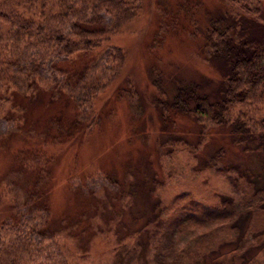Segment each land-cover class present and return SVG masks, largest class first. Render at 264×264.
<instances>
[{
  "label": "trees",
  "instance_id": "trees-1",
  "mask_svg": "<svg viewBox=\"0 0 264 264\" xmlns=\"http://www.w3.org/2000/svg\"><path fill=\"white\" fill-rule=\"evenodd\" d=\"M263 1L219 0L218 9L208 14L203 52L220 77L213 91L207 93L195 81L175 80L171 99L155 100L165 120L180 116L199 126V144L205 137L203 128L214 125L226 130L225 140L234 139L245 151L264 156V118L256 127L248 126L245 113L230 119L238 107L264 103ZM202 2L185 10L193 14L192 6ZM142 4L143 0H0V123L9 126L0 132V152L10 156L0 176V186L7 191L0 193V264H68L60 251L50 254L44 247L61 232L52 227L51 193L57 180L53 167L68 150H81L100 128L103 94L112 91L110 95L122 100L123 91L112 86L128 52L111 40L130 32L141 19ZM158 12L161 24L168 17L161 8ZM98 71H108L110 78L95 75ZM154 86L162 90L160 77ZM262 168L263 173L246 169L231 174L219 167L237 197L223 196L218 206L187 209L174 222L180 233L188 237L190 229L201 232L183 246L168 238V223L156 216L141 229L149 235L146 245L140 244L142 252L153 251V264H264ZM88 179L72 173L65 183L85 200L76 227L91 223L90 210L104 207L116 214L107 204L94 203ZM108 181L121 188L117 178ZM140 184L132 182L133 192ZM5 195L10 203H2ZM117 198L113 197V207ZM26 216L40 220L39 225L29 227L25 236L17 231L14 239L4 237L5 226L17 225ZM9 220L14 224L7 225ZM76 227H71L75 237Z\"/></svg>",
  "mask_w": 264,
  "mask_h": 264
},
{
  "label": "rangeland",
  "instance_id": "rangeland-1",
  "mask_svg": "<svg viewBox=\"0 0 264 264\" xmlns=\"http://www.w3.org/2000/svg\"><path fill=\"white\" fill-rule=\"evenodd\" d=\"M200 1L201 6H192L195 13L190 8L185 10ZM218 1L143 0L141 19L130 32L112 38V45L128 52L121 75L112 86L123 91L122 100L106 90L99 104L104 117L100 128L81 150H68L53 167L57 180L51 193L55 220L52 227L61 232L44 243L48 253L60 251L68 264H153V251L142 252L144 247L140 245L149 240L141 230L149 221L156 216L159 222L166 221L168 238L183 246L201 231L190 229L187 237L180 233L176 220L190 209L218 206L223 196L237 197L225 175L217 170L219 167L231 170V174L246 169L263 173L264 156L245 151L234 139L225 140L224 128H203L205 137L199 144V126L180 116L165 120L156 106L157 98L171 99L175 80L182 84L198 82L207 93L215 89L219 72L203 52V31L209 24L208 14L218 9ZM160 8L168 17L161 24ZM172 15L180 24L172 22ZM99 73L110 78L108 71L107 75L102 71L95 75ZM157 77L162 80L159 90L165 94L154 86ZM240 113L247 115L248 126L256 127L255 123L264 118V103L238 107L230 119L235 120ZM3 123L0 132L9 130ZM9 162V154L0 152V176ZM72 173L87 179L91 176L87 184L95 192L94 203L107 204L116 214H108L104 207L90 210L91 223L84 221L76 227L75 220L85 200L65 186ZM108 178H117L121 188H114ZM136 180L141 184L133 192L132 182ZM3 190L7 192L2 184L0 193ZM114 196L118 198L113 207ZM11 200L5 195L2 203ZM11 223L14 224L9 220L7 225ZM39 223L40 220L23 217L17 225L5 226L4 237L14 239L17 231L25 236L29 227ZM71 227L77 228L76 237Z\"/></svg>",
  "mask_w": 264,
  "mask_h": 264
}]
</instances>
